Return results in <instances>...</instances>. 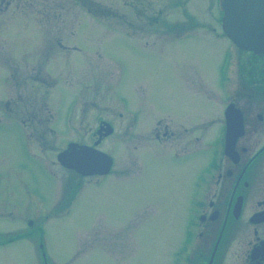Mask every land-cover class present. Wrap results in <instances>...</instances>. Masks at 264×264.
<instances>
[{
    "label": "rangeland",
    "instance_id": "374dc122",
    "mask_svg": "<svg viewBox=\"0 0 264 264\" xmlns=\"http://www.w3.org/2000/svg\"><path fill=\"white\" fill-rule=\"evenodd\" d=\"M211 11L214 0L5 1L0 7V264H39L38 225L50 264H115L110 260L119 255H130L125 264H170L190 182L209 156L201 150L197 158L168 159V143L155 142L147 129L158 115L167 117L166 124L173 116L193 139H204L209 124L201 125L218 119L217 103L186 83H196L197 76L213 92L221 90L220 51L227 40L197 24L208 21ZM233 67L237 75L238 60ZM121 97L136 111L141 143L123 134L129 117L123 122L115 117V98ZM72 99L77 107L70 121ZM99 117L123 126L100 144L116 164L97 184L95 177L64 169L56 155L69 140L92 141ZM21 123L28 126L30 154ZM208 127L212 142L217 126ZM135 144L151 151L141 155L140 175ZM171 144L172 155L184 150L182 142ZM137 221L146 232L125 227ZM18 234L24 239L6 243Z\"/></svg>",
    "mask_w": 264,
    "mask_h": 264
},
{
    "label": "flooded vegetation",
    "instance_id": "af4514ba",
    "mask_svg": "<svg viewBox=\"0 0 264 264\" xmlns=\"http://www.w3.org/2000/svg\"><path fill=\"white\" fill-rule=\"evenodd\" d=\"M214 3L215 12L208 13V21L213 24V27L207 26L208 21L196 23L204 24L205 27L201 28H205L207 33L212 30L227 40V48L220 51V55L224 56L222 75L219 81L221 90L213 92L209 89L211 87L200 81L197 76L196 83L186 81L189 87L197 86L198 89L192 90L193 93L201 92L206 101L217 103L218 119H214L213 122H204L201 125L217 126L215 134L211 138L212 142L208 139V126L204 128V139L198 136L193 139L191 130L183 122H177L170 115L167 116H170L172 124L163 123L162 119L167 117L158 115L152 127L147 129L151 135L153 134L155 142L168 143L166 147L168 149L164 151L168 159L180 161L192 157L197 158V152L201 150H207L206 155L209 156L202 162V165L199 162L201 171L195 172L190 182L189 194L185 199L186 204L184 203L185 206L181 207L179 222L183 221V226L176 250L172 252L170 264H264V54L257 55L238 48L227 37L222 30V13L218 9V0H214ZM124 35L130 37L127 34ZM178 36L176 37L186 38V35ZM57 44L59 48L67 49L66 46H62V43L57 42ZM236 60H238L240 69L238 74L234 75L233 66L234 63L236 64ZM38 76H40V72L36 71L34 77L38 78ZM203 86L208 90L204 91ZM119 98L115 99L118 104L115 117L121 122H123L124 116L129 117L125 128L126 132L123 131V134L127 138L128 136L132 137L133 143L134 141L135 143L140 142L142 138L144 140V136L139 138L136 132V126L139 124L136 111L127 108V101L124 97H121L122 100ZM219 100L222 106H220ZM124 102L126 107H124ZM124 110L128 111L131 116L124 115L121 112ZM227 112H229L230 118L234 116L232 119H235L236 112L240 113L242 126L236 124L227 126ZM73 113L74 99L70 101V115L73 116ZM71 119L72 117H70V121ZM21 125L19 127L24 133L28 126H25L24 123ZM95 126L97 127L91 134L92 141L79 142L72 139L66 145L75 143L80 146H96L95 148L102 150L100 144L117 131L116 126H123V124H115L112 120L99 117ZM106 126H112L111 133H108L111 129ZM159 126H164L162 132ZM168 126H178L179 128L173 132ZM72 129L73 126H70L71 132ZM106 130L108 135H105L107 134ZM24 136L26 140L24 144H26L25 148L28 152L31 138L27 139L25 133ZM171 142H182L181 146L184 150L172 155L169 150V147L172 146ZM134 150L136 152L139 150L137 152L139 156L136 154V157H140L142 162L138 173L140 175L144 166L142 153L151 151L148 150V147L138 149L137 144L134 145ZM153 154L155 156L163 155L155 154L154 151ZM115 164L116 162L113 166ZM112 172L111 170L106 175L89 177L99 179L97 184H100ZM74 196L72 204L75 201ZM136 211L138 210L136 209ZM133 219L135 218L133 217ZM27 225L31 227L33 221L28 219ZM139 225L137 221L136 224H128L125 227L129 229V226L131 233L137 229V233L140 230L141 233L147 231L146 225ZM37 231L41 235L38 240V249H36V254L40 253L39 264H50L42 241V227L38 225ZM16 237L19 239L9 240L8 243L22 240L24 238L21 237H25V235L18 234ZM104 254L108 257L107 253L104 252ZM129 258L130 255H119L111 258L110 261L115 264H125Z\"/></svg>",
    "mask_w": 264,
    "mask_h": 264
},
{
    "label": "water",
    "instance_id": "95a60500",
    "mask_svg": "<svg viewBox=\"0 0 264 264\" xmlns=\"http://www.w3.org/2000/svg\"><path fill=\"white\" fill-rule=\"evenodd\" d=\"M220 7L225 13L223 27L229 38L242 49L264 53V0H220ZM81 149L78 154H73L69 146L59 153V163L82 175L107 171L110 159L105 160L101 154H94L87 147Z\"/></svg>",
    "mask_w": 264,
    "mask_h": 264
},
{
    "label": "trees",
    "instance_id": "16d2710c",
    "mask_svg": "<svg viewBox=\"0 0 264 264\" xmlns=\"http://www.w3.org/2000/svg\"><path fill=\"white\" fill-rule=\"evenodd\" d=\"M5 1H6V0H0V7H1L2 5H4Z\"/></svg>",
    "mask_w": 264,
    "mask_h": 264
}]
</instances>
